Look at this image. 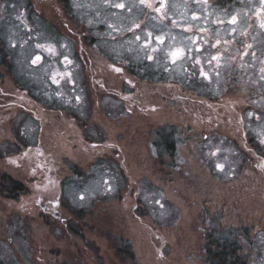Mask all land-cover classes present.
<instances>
[{
    "label": "rangeland",
    "instance_id": "374dc122",
    "mask_svg": "<svg viewBox=\"0 0 264 264\" xmlns=\"http://www.w3.org/2000/svg\"><path fill=\"white\" fill-rule=\"evenodd\" d=\"M140 3L0 0V189L4 174L22 186L0 191L1 264H127L114 239L134 264H207L210 236L234 245L231 262L264 264V156L238 125L247 98L211 122L176 98L183 60L168 44L193 25L179 14L191 4L170 0L169 19L152 20ZM43 184L52 206L37 201Z\"/></svg>",
    "mask_w": 264,
    "mask_h": 264
},
{
    "label": "flooded vegetation",
    "instance_id": "af4514ba",
    "mask_svg": "<svg viewBox=\"0 0 264 264\" xmlns=\"http://www.w3.org/2000/svg\"><path fill=\"white\" fill-rule=\"evenodd\" d=\"M169 1L141 0L140 5H144L152 20L154 17L165 20L169 19L166 15L171 14ZM189 2L190 9L187 11L183 7L184 11L179 14L189 13L194 26L186 23L188 26H182L178 33L180 41L168 44L171 47L168 50L179 51L180 60H183L180 66L182 81L174 79V82H178L176 85L181 87L184 95L179 94L176 98L181 97L185 102L189 98L195 100L197 108L206 111V121L211 122L224 116L218 110L220 103L222 110L225 108L223 103L234 108L230 102L234 101L233 95L246 96V100L241 98V107L245 106L246 113L238 119L240 138L246 141L247 151L264 156V119L250 110L258 107L264 111V27H261L264 24V0ZM4 18L0 21V29L7 26ZM170 56L174 58L173 53ZM175 63H170L167 68ZM255 123L260 125L254 127Z\"/></svg>",
    "mask_w": 264,
    "mask_h": 264
},
{
    "label": "trees",
    "instance_id": "16d2710c",
    "mask_svg": "<svg viewBox=\"0 0 264 264\" xmlns=\"http://www.w3.org/2000/svg\"><path fill=\"white\" fill-rule=\"evenodd\" d=\"M13 18L10 17V19H13ZM3 21H5V23H7V25H8V22L11 23L9 18L7 19V17L4 18ZM13 21H14V19L12 20V22ZM5 53H7V50H5ZM2 55H4V54H2ZM4 56L6 57V55H4ZM1 61L2 60H0V63H1ZM2 64L5 66L11 67V65H8L7 63H5V61H2ZM12 67H14V66H12ZM15 82L16 83L19 82L20 88H27L29 85L28 84L27 87L24 85L28 81H23V85H21L19 80H15ZM31 87H29V89H31ZM29 89H28V91H29ZM167 133H170V135L174 137V133L172 132V130H169V132L163 131L161 133H160V131H158V134L160 135L161 138H163L165 135V137L163 138V141L161 143L164 145L166 151L170 152V151L174 150L175 146L173 144L174 143L173 137L169 138L170 135H166ZM48 169L49 168L43 166V171H44V174L46 175L47 179H48V176H50V171H48ZM4 175L2 176V179H1L4 183V185H2V187L0 189L1 193L4 194L6 197H11V198L16 197L17 193L22 191V186H20V184L17 183L14 179L6 178L5 177L6 175L5 176ZM45 189L48 191H51V189H53V187L52 186H45L43 184L42 188L39 190V195L37 196V201L40 203L44 198H46L45 203L52 206L53 203H50V201H49L50 198L45 196V193H47L45 191ZM206 239L207 240L202 245V249H203V253H204L205 260H206L207 264H240L237 262V260H233V262H231L230 257L233 258V251H234L233 247H234V245H232L230 241L228 242V239L214 238L212 236L207 237ZM114 243L117 246V249L115 251L119 255V257L122 259V261L124 263L126 262L127 264H134V261L130 262V260H128L130 258V256H132L133 253H131L130 250H128L126 253H124V251L121 249V248L125 249L123 247L124 245L122 243L120 244L115 239H114ZM228 244H230V246ZM120 250L122 253H120Z\"/></svg>",
    "mask_w": 264,
    "mask_h": 264
},
{
    "label": "snow or ice",
    "instance_id": "6c2138e0",
    "mask_svg": "<svg viewBox=\"0 0 264 264\" xmlns=\"http://www.w3.org/2000/svg\"><path fill=\"white\" fill-rule=\"evenodd\" d=\"M117 7H121V8H122L123 5H122V4H121V5H117ZM261 27H264V24H262ZM178 55H179L178 52H177V53H173V56H174V57H176V56H178ZM37 59H39V57H37Z\"/></svg>",
    "mask_w": 264,
    "mask_h": 264
}]
</instances>
